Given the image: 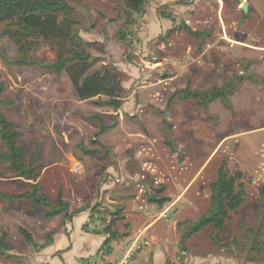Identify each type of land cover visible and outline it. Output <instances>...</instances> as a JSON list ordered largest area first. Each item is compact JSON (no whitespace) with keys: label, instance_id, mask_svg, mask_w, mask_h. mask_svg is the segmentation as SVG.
I'll return each instance as SVG.
<instances>
[{"label":"rangeland","instance_id":"374dc122","mask_svg":"<svg viewBox=\"0 0 264 264\" xmlns=\"http://www.w3.org/2000/svg\"><path fill=\"white\" fill-rule=\"evenodd\" d=\"M67 1L78 24L31 40L29 55L36 62L14 64L13 40L0 37V111L13 122L26 162L37 168L40 192L53 203L61 190L69 213H77L71 220L44 219L42 206L12 197L30 187L0 163V232L8 233L10 244L9 252L0 253V264H117L127 239L137 236L113 241L109 255L102 244L87 254L81 247H90L99 235L84 241L79 217L69 224L86 211L81 229L107 236L109 220L133 212V202L147 206L152 195L181 202L162 219L175 224L139 238L141 249L147 247L144 242H163L172 264H264V229L256 228L264 185V0H138V11L128 0ZM185 25L202 35L194 37ZM72 49L91 55L90 71L110 70L116 76L122 118L111 106L95 105L97 98L80 100L70 69L57 73L38 64H52ZM224 80L237 83L231 111L219 100L207 111L194 99L175 98L167 106L188 81L192 89L210 90ZM163 119L171 126L176 152L165 144ZM221 166L230 174L242 173L244 202L217 234L220 244L214 242L215 229L207 227L185 240L181 251L184 222L209 207L210 183ZM190 181L185 190L179 186ZM150 206L160 212L156 204ZM124 221L112 222L111 230L124 233ZM19 226L32 233L33 244Z\"/></svg>","mask_w":264,"mask_h":264},{"label":"trees","instance_id":"16d2710c","mask_svg":"<svg viewBox=\"0 0 264 264\" xmlns=\"http://www.w3.org/2000/svg\"><path fill=\"white\" fill-rule=\"evenodd\" d=\"M126 4L136 11L140 10L141 4L138 0H128ZM73 11V7L67 0H0V37L13 40L17 58L12 62L19 65L36 62L37 60L29 55L30 41L36 40L51 30H58L63 26L77 25L78 22L72 16ZM186 29L196 38L202 35L201 32L192 31L187 26ZM73 36H77V34L74 33ZM70 52V55L67 56L58 54L56 61L52 64L45 65L42 61H39L38 64L55 69L57 73H61L64 69H70V79L80 100L97 98L94 101L95 105L111 106L115 110L119 109L122 101L120 99V84L116 76L110 70L90 71L91 55L89 53L78 49H72ZM236 88L237 83L235 80H224L220 87L210 90L192 89L188 81L184 88L176 90L170 96L167 106L170 108L174 99L179 98L181 100L194 99L203 111H207L209 104L216 100H219L227 109H231L232 105L229 98ZM3 90V85L0 84V106L3 103L1 97ZM102 97L107 99L102 100ZM166 122L165 119L162 120V123L165 124L163 131L165 132L168 129L166 136L169 135L165 140V144L173 152H176V147L171 142V131H169L171 126ZM101 123L100 131L105 127L103 121ZM25 152L26 149L19 144L18 133L13 122L0 111V163L6 165L15 177L26 180L30 187V189L12 195V197L17 200L27 199L32 206H42L44 208L43 217L46 220L59 215L64 219L71 220L77 211L69 213V203L63 200L61 190H59L56 201L53 203L45 194L40 192L37 181L39 173L36 167L26 162ZM241 178L242 173L240 171L230 174L224 166L218 168L216 179L210 183L209 207L196 220L184 222L186 228L179 242L181 251H186L185 240L207 227L215 229L214 242L220 244L216 237L217 234L221 232L225 221L230 217V213L236 212L245 199L243 184L239 182ZM157 192L160 193L161 190ZM259 195V222L256 228L261 230L264 229V185L259 188ZM168 200V198H159L157 195H152L148 202L162 207ZM115 214L117 215V213ZM117 219L118 217L111 219L112 221L105 228V233L108 235L102 246L106 247V254L111 252L110 243L117 236V232L111 230L112 222ZM181 224L183 223H178V227ZM18 231L29 245L33 244V235L28 229L19 226ZM249 231L254 235H258V231L254 228H250ZM9 250L8 233L1 231L0 253L4 254ZM101 264L112 263L104 262ZM165 264L172 263L169 259H166Z\"/></svg>","mask_w":264,"mask_h":264},{"label":"crops","instance_id":"0c3cea01","mask_svg":"<svg viewBox=\"0 0 264 264\" xmlns=\"http://www.w3.org/2000/svg\"><path fill=\"white\" fill-rule=\"evenodd\" d=\"M242 4H243V2H242ZM243 12H246V11H243ZM185 26H187V25H185ZM255 51H258V50H255ZM163 79H165V78H163ZM223 108H225L227 111H231L232 110V108L231 109H227L224 105H223ZM119 109L116 110L117 111L116 114H118V115H119V112H120ZM210 112H213V111H210ZM219 113H220V111L218 112V115H219ZM221 114H222V111L220 113V116H221ZM122 115L121 116L119 115V118H122ZM263 127H260V128H263ZM226 138H228V137L225 136L224 138H222L220 140V142L224 141ZM215 149H217V147ZM142 169L143 170L144 169L151 170L153 172L155 170V167H145V168L142 167ZM19 179H21V178H19ZM22 180H24V179H22ZM24 181L27 182L26 180H24ZM191 182L192 181L187 182L186 185L184 184L185 186L180 185V184H179V186L181 187L182 190H185L191 185ZM182 201H185L184 204L186 205L187 208H190V207L192 208L191 203H189L185 199L182 200ZM168 202H169V200H168ZM168 202L164 203V205L162 207H160V212L159 213H156L155 208L153 206H150V208H148L149 204L152 205L153 203H149V204H147V206H144L143 204L139 205V204H135V202H133L132 204L135 207V210L133 212L130 211V212H127L125 214L120 215V218L118 217L119 220H121V218L123 219V217H124V220H126L124 222L127 224L126 226L128 228L124 231V233L123 232L122 233H117L116 238L111 241V243H110L111 251H113V249H114V247L112 246L113 241H117L120 238H123L124 236L126 237V239L128 237L132 238V236H133V238L135 236H137L138 238L135 239V240L129 239V238L127 239V241L125 242V246L122 248L123 249V253H122L123 258L119 262H117V264H126L127 262L129 264H165L166 259L169 258L168 251H166V247L164 245L165 243L160 242V245H158V243H157V245H154L152 240H151L149 242H144L147 247L141 249L142 242L139 241L140 240L139 238H141L143 236H146L150 232L154 233L155 231H162V230H164V229H162L163 226H166V225L167 226L168 225L171 226L172 224L173 225L175 224V221H173L172 218L164 220V221H168L167 224H164V221H162V219H164V217L166 218V217L170 216L171 213H168L169 212L168 210L173 208L174 206H177V204L176 205H174V204L175 203L179 204L181 201L179 199H175L172 202H169V203ZM184 204H181V206H185ZM143 207H146L147 208L146 210H149V211L147 213H145V214H143V213L139 214V210H141ZM183 208H185V207H183ZM131 209L132 208H130L129 210H131ZM123 211L126 212L127 209L124 208ZM180 211H181L180 209H177L176 215L179 214ZM77 217H79V225L80 224L82 225V223L87 221L86 211H82L81 210L80 214H78V216L74 217L72 223L69 224L70 227L73 226V223H74V221H75V219ZM110 221L111 220H109V222ZM128 222H129V224H128ZM81 225L79 226V229L81 231L82 238H84V241L88 240L89 237H94L96 235H99V237H100V240H98V239L97 240H90V241H92V242L89 243L90 247L88 246V247H86V249H84V246L81 247L82 250L87 252V254H91L92 252L90 250L94 251L95 244H98V246L100 247V244L103 243V241L105 240V238L107 236H104L103 234H94V233L89 232V230H84V229L82 230L81 229L82 228ZM159 226H160V228H158ZM71 235H72V233H71ZM128 240H130L131 242L128 243ZM144 243H143V245H144ZM53 246H52V248H53ZM73 247H74V244L72 246V249H73ZM131 247H133L132 251L130 252V254H128L129 253V249ZM75 248H76V250L80 249L79 246L75 247ZM182 253L185 254L184 252H182ZM129 256H131V257L129 258ZM126 259H127V261L125 262ZM128 260H130V261H128Z\"/></svg>","mask_w":264,"mask_h":264},{"label":"water","instance_id":"95a60500","mask_svg":"<svg viewBox=\"0 0 264 264\" xmlns=\"http://www.w3.org/2000/svg\"><path fill=\"white\" fill-rule=\"evenodd\" d=\"M247 5L245 3L242 4V10L246 11Z\"/></svg>","mask_w":264,"mask_h":264},{"label":"built area","instance_id":"2783aa9c","mask_svg":"<svg viewBox=\"0 0 264 264\" xmlns=\"http://www.w3.org/2000/svg\"><path fill=\"white\" fill-rule=\"evenodd\" d=\"M134 246H135V245H134ZM134 246H133V247H134ZM133 247H131V248L129 249V253H128V254H130V252L132 251V248H133Z\"/></svg>","mask_w":264,"mask_h":264}]
</instances>
